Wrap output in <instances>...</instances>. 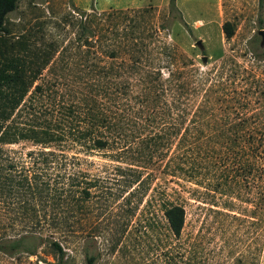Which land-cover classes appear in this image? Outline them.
<instances>
[{"label": "rangeland", "instance_id": "obj_1", "mask_svg": "<svg viewBox=\"0 0 264 264\" xmlns=\"http://www.w3.org/2000/svg\"><path fill=\"white\" fill-rule=\"evenodd\" d=\"M71 2L87 11L147 7L139 17V30L152 53L143 62L148 67L167 64L149 36L152 30L159 41L187 54L193 72L181 78L191 84L187 94L192 105L181 135L172 137L167 132L175 119L159 107L160 101L153 105H158L155 112L126 93L106 95L104 110L114 112L118 123L111 148H87L68 139L52 145L98 177L90 218L76 222L78 233L69 240L55 233L66 250L62 261L40 243L30 255L20 248L0 250V264H85L82 237L89 232L97 234L91 245L97 253L93 264H264V42L260 44L257 33L264 29V0L261 5L258 0H175L172 11L169 0ZM77 16L68 0H18L6 15L3 38L27 55L28 44L54 47L57 55V48L71 43ZM224 21L233 28L229 38L222 30ZM128 22L108 30L102 44L122 41ZM73 45L70 61L78 57ZM121 56L112 60L114 66ZM160 71L166 75L165 68ZM124 79L122 74L114 80ZM61 93L66 101L75 99L73 92ZM27 114L28 107L18 120L28 122ZM154 132L164 133V138L152 140ZM9 146L26 150L35 145L24 139ZM136 174L142 181L129 199L133 213L111 249L109 240L98 234L108 223L106 235L120 226L127 209L122 194ZM169 203L184 208L179 238L171 234L163 215ZM14 215L0 201V240L11 242L26 230Z\"/></svg>", "mask_w": 264, "mask_h": 264}, {"label": "trees", "instance_id": "obj_2", "mask_svg": "<svg viewBox=\"0 0 264 264\" xmlns=\"http://www.w3.org/2000/svg\"><path fill=\"white\" fill-rule=\"evenodd\" d=\"M68 1L78 15L71 43L57 48V55L54 47L50 50L43 45L28 44L27 55L9 46L2 34L6 30V15L16 7L18 0H0V201L14 211V217L26 227L11 242L0 240V250L20 248L30 255L44 243L59 262L66 250L54 235L57 233L61 239L69 240L78 233L76 222L80 225V219L90 218L98 177L76 166L75 156L52 145L68 139L87 148H111L118 138L115 135L118 123L114 112H106L102 102L110 93L116 97L121 92L126 93L142 103H149L150 107L160 101L162 106L159 107L175 119L167 132L172 137L181 135L180 129L192 105L187 94L191 84L181 78L193 72L188 68L192 62L187 54L171 42L159 41L152 30L149 36L155 39L167 64L148 67L143 62L152 53L139 30V17L149 11L147 7L100 11L90 7L87 11ZM174 1L169 0V11L175 9ZM258 3L261 5L262 0ZM127 20L130 25L121 33L123 40L115 46L103 45L101 37L105 38L108 30ZM160 27H164L163 23ZM232 29L228 21L222 23L225 37L231 36ZM72 44L77 48L75 61H70ZM97 49H101L103 56ZM118 53L122 56L114 66L112 60ZM175 61L179 64L171 66ZM162 67L166 69L165 76L161 74ZM122 74L125 75L122 83L114 80ZM63 90L73 92L75 99L66 101ZM157 106L152 107L155 112ZM27 107L28 122L18 120ZM198 107L201 109V105ZM151 137L154 141L162 140L164 133L154 132ZM24 139L35 146L26 150L9 146ZM141 181L136 174V178L127 183L121 201L127 209L117 230L106 235L111 229L108 223L98 234L101 239L109 240L111 249L120 241L133 213L134 204L129 199ZM163 215L171 234L179 238L185 217L183 206L165 204ZM96 235L83 234L85 264H93L97 258V253L91 249Z\"/></svg>", "mask_w": 264, "mask_h": 264}, {"label": "water", "instance_id": "obj_3", "mask_svg": "<svg viewBox=\"0 0 264 264\" xmlns=\"http://www.w3.org/2000/svg\"><path fill=\"white\" fill-rule=\"evenodd\" d=\"M257 33L260 35V44H263V42H264V29L263 28L258 29ZM196 44L198 46H201L200 40H197Z\"/></svg>", "mask_w": 264, "mask_h": 264}]
</instances>
